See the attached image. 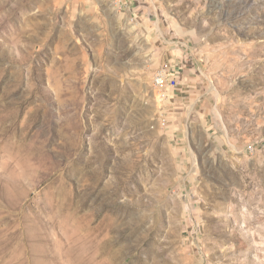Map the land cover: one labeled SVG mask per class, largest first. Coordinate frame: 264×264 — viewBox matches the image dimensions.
<instances>
[{"label":"rangeland","instance_id":"1","mask_svg":"<svg viewBox=\"0 0 264 264\" xmlns=\"http://www.w3.org/2000/svg\"><path fill=\"white\" fill-rule=\"evenodd\" d=\"M0 264H264V0H0Z\"/></svg>","mask_w":264,"mask_h":264},{"label":"built area","instance_id":"2","mask_svg":"<svg viewBox=\"0 0 264 264\" xmlns=\"http://www.w3.org/2000/svg\"><path fill=\"white\" fill-rule=\"evenodd\" d=\"M178 76L173 68L167 65H161L158 67L152 77V83L155 93L158 95L159 101H165L171 98L173 89L178 84ZM160 124L164 126L166 124V117H161Z\"/></svg>","mask_w":264,"mask_h":264},{"label":"bare ground","instance_id":"3","mask_svg":"<svg viewBox=\"0 0 264 264\" xmlns=\"http://www.w3.org/2000/svg\"><path fill=\"white\" fill-rule=\"evenodd\" d=\"M157 97H158V95H157Z\"/></svg>","mask_w":264,"mask_h":264}]
</instances>
